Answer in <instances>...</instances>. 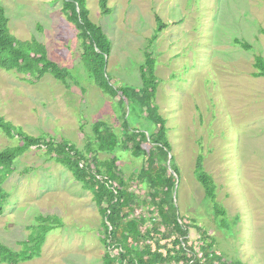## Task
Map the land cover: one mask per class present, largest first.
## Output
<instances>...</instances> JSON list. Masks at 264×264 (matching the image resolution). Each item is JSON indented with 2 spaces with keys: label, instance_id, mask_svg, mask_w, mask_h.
<instances>
[{
  "label": "rangeland",
  "instance_id": "1",
  "mask_svg": "<svg viewBox=\"0 0 264 264\" xmlns=\"http://www.w3.org/2000/svg\"><path fill=\"white\" fill-rule=\"evenodd\" d=\"M0 1L11 32L43 42L49 57L71 73L67 88L51 74L31 83L0 68V115L31 135L64 138L84 152L96 121L120 134L122 107L88 75L62 0ZM87 6L111 41L106 69L115 87L141 86L144 52L152 48L156 102L167 119L170 170L178 175L175 204L195 224L189 244L198 247V228L205 229L226 260L264 264V76L253 75L255 56H264V0H109V14L102 13L99 0H87ZM157 15L165 23L160 32ZM130 124L144 130L148 125L137 115H130ZM18 142L0 132V149ZM113 154L120 156L125 177L144 163L118 148L99 157ZM199 158L216 185L214 200L197 179ZM3 188L0 241L12 249L24 248L22 242L38 229L28 226L40 225V216L56 218L41 254L20 264H105L103 215L93 193L44 147L21 155ZM170 241L160 243L171 246Z\"/></svg>",
  "mask_w": 264,
  "mask_h": 264
},
{
  "label": "trees",
  "instance_id": "2",
  "mask_svg": "<svg viewBox=\"0 0 264 264\" xmlns=\"http://www.w3.org/2000/svg\"><path fill=\"white\" fill-rule=\"evenodd\" d=\"M99 5L103 14L110 13L109 0H99ZM62 12L78 31L81 59L88 75L105 94L121 105L122 128L118 134L107 122L96 121L93 124L94 135L89 136L84 152L64 138L57 139L50 134L31 135L0 115V132L19 139L16 145L0 149V205L6 199L3 184L15 171V161L31 147H44L46 153L68 168L74 178L93 193L94 201L103 215L105 264H243L240 260H226L215 249L216 241L205 229L198 228V247L189 244L190 229L195 224L186 221L175 204L177 171L174 168L170 170L173 156L168 162L171 143L167 135V119L156 102L158 78L156 59L150 44L140 67L141 86L115 87L106 69L111 41L103 27L90 18L87 0H62ZM157 21L160 23L157 31L160 32L165 23L158 15ZM157 37L158 33L152 36V43ZM234 42L246 50L251 49L247 41L235 38ZM0 68L23 74L31 83L51 74L70 88V71L49 57L43 42L36 38L21 40L11 32L9 18L1 1ZM254 68V76H264V56H255ZM130 115L144 117L148 123L147 129L132 127ZM117 148L143 158L144 163L138 172L125 177L118 154L99 157L101 152H113ZM195 173L206 196L214 200L216 185L200 158ZM134 183L141 186V193L133 190ZM139 209L140 212H137ZM216 212L225 214L223 208L216 207ZM39 219L40 225L28 226L30 230L38 229L22 242L24 248L21 250H14L0 241V264H20L41 254L56 218L48 215ZM162 238H171V246L169 243L161 244ZM162 247L165 252L161 251Z\"/></svg>",
  "mask_w": 264,
  "mask_h": 264
},
{
  "label": "built area",
  "instance_id": "3",
  "mask_svg": "<svg viewBox=\"0 0 264 264\" xmlns=\"http://www.w3.org/2000/svg\"><path fill=\"white\" fill-rule=\"evenodd\" d=\"M138 187H139V188H138ZM140 187H141L140 185H138V184H134V185H133V190H134L136 193H141L140 190H141L142 188H140ZM199 255L202 256V253L199 252Z\"/></svg>",
  "mask_w": 264,
  "mask_h": 264
},
{
  "label": "water",
  "instance_id": "4",
  "mask_svg": "<svg viewBox=\"0 0 264 264\" xmlns=\"http://www.w3.org/2000/svg\"><path fill=\"white\" fill-rule=\"evenodd\" d=\"M171 157H172V156H171V155H169V161H170Z\"/></svg>",
  "mask_w": 264,
  "mask_h": 264
}]
</instances>
